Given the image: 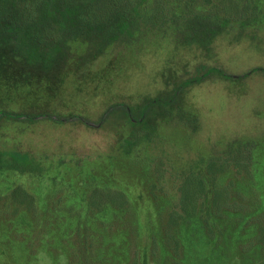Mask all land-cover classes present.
Masks as SVG:
<instances>
[{"label": "rangeland", "instance_id": "obj_1", "mask_svg": "<svg viewBox=\"0 0 264 264\" xmlns=\"http://www.w3.org/2000/svg\"><path fill=\"white\" fill-rule=\"evenodd\" d=\"M91 3L50 69L0 68V150L41 164L0 169V264H264V0Z\"/></svg>", "mask_w": 264, "mask_h": 264}, {"label": "trees", "instance_id": "obj_2", "mask_svg": "<svg viewBox=\"0 0 264 264\" xmlns=\"http://www.w3.org/2000/svg\"><path fill=\"white\" fill-rule=\"evenodd\" d=\"M72 3L73 12L70 16ZM100 16V12L97 14L91 0H0V38H2L0 48L4 49L6 45H10L11 50L20 56L16 58L13 54L4 57L0 51V68L4 67V61L12 58L30 65H40L44 70L50 69L56 59L63 54V49L68 47L70 40H86V36L95 32L94 29L96 32L104 30L103 24L96 23ZM75 17L80 23L78 26H69L64 20L65 18L75 20ZM127 18L123 15L120 23H125ZM74 27L76 29H73ZM98 47V53L105 51V44ZM196 71V75L192 76L188 83L200 82L213 74L226 80L236 78L219 67L207 64H201ZM150 103L164 107L165 112L174 118L184 117L182 104L175 106L172 98L164 101L160 97H155L150 99ZM185 117L190 119L193 125L197 123L196 116ZM145 118V113L140 114L139 118H129L132 133L125 142L128 143L131 137H137L139 140L148 139L149 124ZM151 128L153 129L152 126ZM40 165L38 160L26 152L0 150L1 170L34 172ZM118 195L124 196L120 192Z\"/></svg>", "mask_w": 264, "mask_h": 264}]
</instances>
